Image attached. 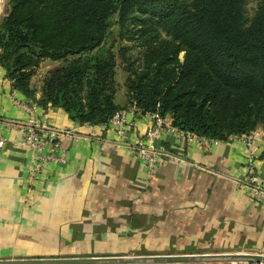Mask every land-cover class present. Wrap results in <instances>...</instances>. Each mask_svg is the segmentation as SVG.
Masks as SVG:
<instances>
[{"label": "crops", "instance_id": "0c3cea01", "mask_svg": "<svg viewBox=\"0 0 264 264\" xmlns=\"http://www.w3.org/2000/svg\"><path fill=\"white\" fill-rule=\"evenodd\" d=\"M12 97L32 103L0 67V259L263 251L264 206L238 183L246 174L243 138L198 144L162 135L157 144L176 158H161L148 180L131 147L149 129L147 114L117 143L106 125H81L62 108L37 105L43 125L74 128L88 138L70 143L65 163H49L30 179L18 126L29 114ZM249 138L264 178V125Z\"/></svg>", "mask_w": 264, "mask_h": 264}, {"label": "trees", "instance_id": "16d2710c", "mask_svg": "<svg viewBox=\"0 0 264 264\" xmlns=\"http://www.w3.org/2000/svg\"><path fill=\"white\" fill-rule=\"evenodd\" d=\"M0 18V67L36 105L62 108L81 125H106L136 107L171 126L226 141L264 125V2L246 0H6ZM117 52L124 96L118 95ZM136 43V44H135ZM139 56L127 55L133 46ZM183 53L180 60L179 55ZM60 62L40 87L44 60ZM40 96L37 98V93Z\"/></svg>", "mask_w": 264, "mask_h": 264}, {"label": "built area", "instance_id": "2783aa9c", "mask_svg": "<svg viewBox=\"0 0 264 264\" xmlns=\"http://www.w3.org/2000/svg\"><path fill=\"white\" fill-rule=\"evenodd\" d=\"M12 101H14L16 106L29 114L27 121L20 123L18 126L24 131L21 146L27 150L31 162L30 179L36 178L49 163H65L71 145L70 143L88 138L74 128H59L43 125L35 115L37 105L34 102H20L14 97H12ZM138 113L139 111L136 107H129L118 110L108 119L106 126L113 132L117 143L123 141L127 131L133 126L135 118L139 115ZM147 115L151 118L149 129L131 147L136 156L143 162L146 179L148 180L152 178L161 158H176L173 154L168 153L161 145L157 144V141L162 135H173L179 140L190 139L198 144H203L208 140V138L171 126L157 114ZM14 124V122L8 123L9 126H14ZM2 125L3 122L0 121V131ZM239 137L244 139L248 153L245 162L246 174L238 183L246 188L250 198L264 206V178L259 175L256 167V160L252 153V141L249 138V134ZM4 143L5 139L0 135V148L4 146ZM261 252L264 253V242L263 251ZM249 264L264 263L252 262Z\"/></svg>", "mask_w": 264, "mask_h": 264}, {"label": "water", "instance_id": "95a60500", "mask_svg": "<svg viewBox=\"0 0 264 264\" xmlns=\"http://www.w3.org/2000/svg\"><path fill=\"white\" fill-rule=\"evenodd\" d=\"M202 262L264 263V253L154 254L0 259V264H161Z\"/></svg>", "mask_w": 264, "mask_h": 264}, {"label": "rangeland", "instance_id": "374dc122", "mask_svg": "<svg viewBox=\"0 0 264 264\" xmlns=\"http://www.w3.org/2000/svg\"><path fill=\"white\" fill-rule=\"evenodd\" d=\"M1 3H0V18L5 14V10H6V0H0ZM2 2L5 3V6H2ZM264 2V0H246V6H245V9H246V16L248 18L252 17L258 4L259 3H262ZM111 35L108 37L107 39V46H109L111 43L113 44L112 46V51L115 52V57H116V60H117V63H118V82L120 84V88L118 90V95H119V98L120 96H124L125 94V89L123 88L122 84H123V81H124V78L126 76V74L122 71L121 69V59L118 57L117 55V52H118V49L120 46H124V45H131L132 43L128 40H123V39H120L118 38V27L117 25L114 24V20H113V24H112V27H111ZM136 44V43H135ZM141 51H142V47H139V46H133L131 47V50L128 51L127 55H130L132 57L134 56H139L141 54ZM183 58V53H180L179 55V59L181 60ZM60 64V62H57V61H52V60H49V59H44L42 60L38 66L34 67L32 69V72H33V75L31 77V84L33 86H36V87H40L41 85V82H42V79L43 77L45 76V74L51 70L52 68H54L55 66H58Z\"/></svg>", "mask_w": 264, "mask_h": 264}]
</instances>
